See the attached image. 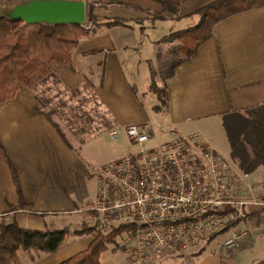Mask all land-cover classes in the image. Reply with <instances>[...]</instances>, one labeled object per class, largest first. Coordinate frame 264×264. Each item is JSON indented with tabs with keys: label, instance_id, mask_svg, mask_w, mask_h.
Returning <instances> with one entry per match:
<instances>
[{
	"label": "crops",
	"instance_id": "1",
	"mask_svg": "<svg viewBox=\"0 0 264 264\" xmlns=\"http://www.w3.org/2000/svg\"><path fill=\"white\" fill-rule=\"evenodd\" d=\"M16 1L19 0H0V6ZM85 1L87 9L93 5L103 19L99 20L100 27L81 39L74 49L76 69L59 66L47 77H36L34 87H24L14 98L0 103V142L18 172L27 204L25 208L20 206L21 195L10 163L0 157V215L28 229L67 227L70 230L57 251L20 249L17 261L12 264H60L88 248L94 240L92 232L81 229L89 222L82 215H86L98 194L93 171L104 163L96 167L80 155L74 140L68 139L69 145L41 108V97L54 88L56 79L69 90L87 83L103 110L115 119V128L139 124L148 131L150 140L157 124L159 128L176 130L181 136L199 132L209 138L202 128L215 119L220 121L223 139L225 114L264 104V5L218 22L213 35L199 46L195 56L176 67L174 75L156 78L163 84L168 98L165 122L155 124L144 115L148 109L134 90L136 81L150 80V65L154 68L159 53L165 55L168 42L175 41L164 38L196 24L199 16L195 12L216 0H171L178 4L177 14L158 0ZM157 13L164 18L151 21ZM114 17L130 21L126 25L108 24ZM136 18L143 21L136 23L133 21ZM103 126L111 133L110 121H104ZM229 151L230 162L220 154L234 169L244 172L233 161L231 148ZM248 173L255 195L258 200H264V165ZM73 224L79 227L72 231ZM232 228L239 235L238 245L228 248L225 240ZM262 261L264 203L247 205L244 218L202 240L189 255L163 257L156 264H258ZM101 264L128 263L122 248H109L101 254Z\"/></svg>",
	"mask_w": 264,
	"mask_h": 264
},
{
	"label": "built area",
	"instance_id": "2",
	"mask_svg": "<svg viewBox=\"0 0 264 264\" xmlns=\"http://www.w3.org/2000/svg\"><path fill=\"white\" fill-rule=\"evenodd\" d=\"M111 137L117 131H111ZM137 151L108 162L89 206L101 224H133L122 255L128 264H156L167 256H187L210 235L245 216L250 204H263L248 181L199 132L177 136L148 149L151 137L139 124L126 126ZM230 229L228 248L238 245Z\"/></svg>",
	"mask_w": 264,
	"mask_h": 264
},
{
	"label": "trees",
	"instance_id": "3",
	"mask_svg": "<svg viewBox=\"0 0 264 264\" xmlns=\"http://www.w3.org/2000/svg\"><path fill=\"white\" fill-rule=\"evenodd\" d=\"M158 1L169 11L178 13V4L171 0ZM261 5H264V0H216L199 8L195 12L199 16L196 24L170 33L164 38L166 41L178 40L180 42V46L174 53L179 56L169 64L168 70L164 72L165 78L174 75L176 67L197 54L199 46L213 35L214 27L218 22L238 12ZM163 18L164 16L157 13L151 21ZM101 19L103 17L96 14L93 5L87 9L86 26L91 24L90 28L76 24L27 25L22 20L10 21L0 18V103L14 98L16 93L24 87H34L35 75L44 77L51 75L53 63H59L67 70H75L76 66L72 56L74 49L81 39L88 37L100 27L99 20ZM110 19L108 24L126 25L130 21L122 17ZM133 21L139 23L143 19L136 18ZM150 69L153 74L152 65ZM152 90L162 103L167 105L166 89L153 84ZM36 110L41 111L39 107ZM50 120L70 145L60 125L52 118ZM222 123L229 139L231 157L238 167L244 172H251L259 165H264V104L244 111L227 113L223 116ZM0 157L9 161L21 195L20 206L27 207L18 172L1 142ZM91 213L96 215L94 211ZM232 225L230 223L228 227ZM135 229L136 226L133 224H120L107 236L95 227L84 225L83 230L92 232L94 240L88 248L60 264H101V254L109 249L110 244H113L114 250L121 249L122 246L117 237L125 236ZM69 231L67 227L46 230L28 229L22 227L16 220L8 221L0 215V264H12L17 261L20 249L33 248L46 253L55 252L62 246ZM258 264H264V261Z\"/></svg>",
	"mask_w": 264,
	"mask_h": 264
},
{
	"label": "rangeland",
	"instance_id": "4",
	"mask_svg": "<svg viewBox=\"0 0 264 264\" xmlns=\"http://www.w3.org/2000/svg\"><path fill=\"white\" fill-rule=\"evenodd\" d=\"M179 46L180 42L178 40L171 43L168 42V51L165 55L161 52L159 53V61L154 66L153 74L151 72L150 80L136 81L137 86H134L137 95L140 96L147 106L148 111L144 114L145 117L147 116L149 121L155 124L160 123V121L165 122L167 105L162 103L158 95L152 90V85L156 84L159 87H163V84L158 82L156 78L162 77L165 79L164 72L168 70L169 64L179 56L174 54ZM59 66H61L59 63H53L51 70L55 71ZM160 72L161 75L159 74ZM36 77H39V75H35L34 80ZM40 103L46 114L60 125L66 138L74 140L72 142L80 155L92 162L96 167L104 163L102 167H97L93 171V180L96 185H98V179L103 168L110 160L120 158L130 151L138 150V148L129 146L126 128L124 126L115 128L117 124L115 119L113 117L111 119L110 114L103 110L93 89L85 82L77 89L69 90L58 84L56 79L54 88H51L49 93L43 94ZM106 120L111 122L112 131H117L118 134L115 138L111 137L109 128H103V123ZM154 127L155 135L147 143L146 147L148 149L159 147L175 137L183 135L178 134L176 130H167L165 127L159 128L158 124ZM202 131L211 139L217 150L229 161V150L231 147L229 146V139L226 137L227 134L223 139L220 137V121L217 122V119H215L206 122ZM84 216L82 215V218L89 221L85 224L86 226L95 227L107 236H109L111 230L117 228L116 225L100 224L98 216L93 215L89 210ZM77 227L79 226L73 224L70 229L73 231ZM83 228L84 226L81 229ZM124 239L125 236L117 237L119 244H122ZM109 248H113V244H110Z\"/></svg>",
	"mask_w": 264,
	"mask_h": 264
},
{
	"label": "water",
	"instance_id": "5",
	"mask_svg": "<svg viewBox=\"0 0 264 264\" xmlns=\"http://www.w3.org/2000/svg\"><path fill=\"white\" fill-rule=\"evenodd\" d=\"M0 18L22 20L25 24L85 25V0H19L0 6Z\"/></svg>",
	"mask_w": 264,
	"mask_h": 264
}]
</instances>
